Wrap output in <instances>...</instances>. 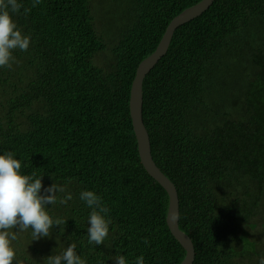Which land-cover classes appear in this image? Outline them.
Wrapping results in <instances>:
<instances>
[{"label":"trees","instance_id":"16d2710c","mask_svg":"<svg viewBox=\"0 0 264 264\" xmlns=\"http://www.w3.org/2000/svg\"><path fill=\"white\" fill-rule=\"evenodd\" d=\"M199 1L17 0L18 13L9 6L30 44L12 50L11 68L0 67V154L11 152L20 174L42 176L44 188L66 187L46 205L66 224L38 240L31 228L18 232L13 264H46L71 243L86 264H115L117 254L126 264L184 259L166 222L168 194L140 162L129 99L138 64L171 19ZM142 118L153 160L176 186L193 264H259L264 0H214L178 27L143 81ZM85 190L109 209L104 244L88 243Z\"/></svg>","mask_w":264,"mask_h":264},{"label":"clouds","instance_id":"9594fccd","mask_svg":"<svg viewBox=\"0 0 264 264\" xmlns=\"http://www.w3.org/2000/svg\"><path fill=\"white\" fill-rule=\"evenodd\" d=\"M40 3V0H33V7ZM13 13H18L21 4L17 0H0V67H12L15 58L12 50L19 49L27 51L30 44V37L22 35L13 21L8 8ZM29 9H25L27 13ZM21 162L15 159L11 152L0 154V264H13L16 253L11 246V242L17 239L18 232L32 229L33 240L41 237H49L50 229L53 226L65 225L66 221L60 218L53 220L46 211V205L57 202V193H65L66 187L53 183L44 188L42 176L33 178L20 174ZM43 188V194L41 190ZM72 199L69 192L59 199V203L66 204ZM80 199L85 201L92 209L88 218L87 235L88 243L94 245L104 244L109 234L110 219L105 215L109 209L101 204V198L93 191H82ZM10 229H18L15 232ZM76 244L71 243L62 253L47 257L46 264H86V261L77 255ZM115 264H126L123 255L117 254L112 258ZM16 264H23V261H16ZM136 264H144V257L140 256ZM259 264H264V256L259 260Z\"/></svg>","mask_w":264,"mask_h":264},{"label":"water","instance_id":"95a60500","mask_svg":"<svg viewBox=\"0 0 264 264\" xmlns=\"http://www.w3.org/2000/svg\"><path fill=\"white\" fill-rule=\"evenodd\" d=\"M214 0H200L198 3L184 9L168 23L156 49L137 66L130 87V117L137 140L140 162L146 172L155 179L168 194L166 222L172 233L185 251L180 264H193L195 249L191 238L179 228V198L175 184L156 165L151 154V144L148 131L142 118L143 81L158 61L166 54L175 30L183 24L195 19L208 10Z\"/></svg>","mask_w":264,"mask_h":264}]
</instances>
